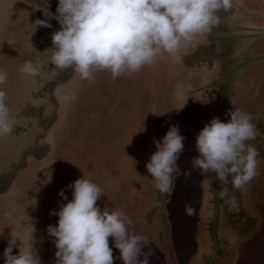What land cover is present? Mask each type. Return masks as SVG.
I'll return each mask as SVG.
<instances>
[{"label":"flooded vegetation","instance_id":"af4514ba","mask_svg":"<svg viewBox=\"0 0 264 264\" xmlns=\"http://www.w3.org/2000/svg\"><path fill=\"white\" fill-rule=\"evenodd\" d=\"M46 3L49 5L48 10L55 15L58 0H51ZM45 7L44 3L43 7L37 11V19L46 20L51 27H37L30 39L31 48L36 55L33 64L40 67L41 75L34 77L36 88L33 89L35 91H31V101L25 103L20 112L22 120L16 122L10 135L14 141L11 142L9 151L0 162V218L14 208L15 199L19 196L18 188L22 185L20 184L22 176L35 164L39 169L41 167L48 170L46 172L47 177L43 180V182L47 180L45 185H40L38 188L39 196L41 199L45 197L46 203H48L49 189L52 190L53 179L58 173L56 170L60 161L58 159L62 154L67 159H65V163L63 161L64 170H59L62 171L63 175L57 174V180L59 177L63 178V181L70 179L72 172H75V181L84 176L85 179L101 187L107 175H111V171L117 168L118 146L122 150L120 157L125 154L123 152L126 149L124 147L125 141L122 143V139H128V135L133 131L132 126L134 129H137V126L141 129L149 126L150 129L154 130L152 135H159L163 131L162 137L170 127L178 126L180 134L185 138L183 141L184 149L186 146H191L195 150V138L205 124L216 117H219L222 122H228L230 117L226 114L237 109L253 117L255 139L248 143L259 151L258 162L264 161V111L263 108L262 111H254L255 109H252L251 105L259 97V95H254V90L264 80V0H234V6L229 12L221 11L219 13L221 22L218 26L214 27L211 32L197 34L192 40L183 42L175 57L165 53L158 58L155 64L145 66L138 72L121 76L116 80H113L107 71L101 73L95 71L91 81L95 79L101 81L97 85L89 84V80H81L72 69H56L49 63V56L45 51L52 47L51 35L60 29V25L55 19L49 20L44 16L46 14ZM169 65L172 68V73L167 71ZM168 78H174V86L162 95L161 88L165 87ZM135 84H137L138 90L127 89L134 87ZM175 89L176 99L174 98ZM132 92H136L135 95ZM138 92L139 97H137ZM87 97H92L91 100L95 106L105 104L104 108L103 106L101 108L103 109L101 113L105 111L104 114H101L102 117L100 111H94L93 114L87 109L85 115H87L86 118L89 123L93 121V123L98 122L101 125L96 130L103 132L102 141L105 145H109L112 154L111 161H98L96 166L95 161L89 162L88 166L85 165L84 160L86 159L81 150L71 155V148L69 149L65 140L66 131L68 132L75 124L73 117L76 115L75 111L78 105L73 107V104L76 101L79 104L83 103V106L89 103L93 104ZM96 97H99L97 101ZM131 97H135V102H131ZM86 98L87 100H85ZM127 101H130L131 104H128ZM168 101L169 107H167ZM123 104L126 105L125 110L127 111L124 113L128 114L126 130L131 131L126 135L117 128L120 123L117 116L124 114L119 111L124 108ZM108 106L110 108H107ZM177 108H179L178 111ZM173 109L176 110L175 113H173ZM113 110L117 111V115L111 119L109 116ZM95 116H100L97 121ZM104 116H107L108 121L103 119ZM184 117H186V122L181 121ZM171 120H175V123L171 124ZM89 123H80L78 128L83 125L87 129L90 127ZM108 124L111 127L115 125V128L113 127L115 131L110 134L106 130L109 129ZM94 128L96 127L93 125ZM119 132L122 135H119ZM145 142L144 136L141 142L138 141L142 148L145 146ZM63 144L65 147L67 146L65 150L62 148ZM150 150L152 154L157 151L156 144L152 145ZM179 160L171 195L162 194L156 190L153 181L151 183L153 202L146 210H143L144 217L151 226L147 228L150 231L148 238L150 239L152 234L156 235L155 232H158L159 241H154L157 242L158 249H161L168 264L169 260L165 258L166 250L164 248L168 247L172 256L171 249L173 251L174 249L171 244H168L167 239L174 237L175 227L171 219L169 205L172 203L176 191L175 178L181 172ZM67 163H70L75 169L68 167ZM97 166L100 167V170H97ZM257 177L258 175L253 180L255 181ZM205 179L208 180L207 186L204 183ZM231 179L229 177V181ZM197 182L199 184L196 187L200 186L202 191L204 189L212 192L210 195L214 198L213 211L210 212L211 215L206 224L212 250L206 256L199 253L198 258H204L205 264H234L233 261H235L236 256L232 257L223 251L225 249L221 248V243L222 240L224 242L225 237L219 239L218 232L226 229L227 226H235L234 221L236 220H244L239 222L238 225L240 226H252L257 223L258 217L255 214L247 215L245 213L247 209L243 202V199L246 198L245 189L250 183L240 192H234L230 183L221 185L215 179L214 173L199 174ZM58 187L61 185L59 184ZM223 189L227 191V196L224 198L216 196V192ZM233 195L237 200L235 207L227 202L228 198ZM62 200L60 198L57 206L66 204ZM208 203L209 201H206L204 205ZM53 210L58 211L59 208ZM204 213H206L204 216L208 218V212ZM53 219L56 220L55 223H53ZM31 220V226L34 228L33 234L31 226L23 225L21 222L14 225L12 230L20 233V241H17L16 247L13 248V254L18 253L20 242L22 246L32 243L41 264H47L46 261L49 264H54L56 248L54 243L53 246H50V241L53 242L54 239L50 240L51 236L46 230L49 225L58 223V217L56 215L46 217L45 228L43 227L44 224L41 226L40 223L39 228L37 227V217L31 216ZM199 222L203 223L202 220ZM40 226L43 233L40 231ZM202 226L203 229L205 225ZM10 239L11 237H5L0 229V264H4L3 253L8 247ZM203 247L204 245H201V249Z\"/></svg>","mask_w":264,"mask_h":264},{"label":"clouds","instance_id":"9594fccd","mask_svg":"<svg viewBox=\"0 0 264 264\" xmlns=\"http://www.w3.org/2000/svg\"><path fill=\"white\" fill-rule=\"evenodd\" d=\"M44 3V16L60 25L51 35L52 47L45 51L49 63L56 69H72L81 80L89 81L95 71H107L116 80L155 64L165 53L175 57L183 42L211 32L221 22L219 13L234 6V0H58L54 15L46 0ZM32 27L36 31L51 25L37 19ZM17 71L24 77L41 75L40 67L31 60L24 61ZM7 82L8 72L0 68V86ZM7 101L6 91L0 87V139L10 136L16 124ZM226 115L228 122L213 118L196 136L198 155L191 159L192 169L186 171V177L192 171L214 173L221 185L230 183L236 192L258 175L260 153L248 143L255 139L253 117L237 109ZM184 139L178 126L170 127L162 141L156 142L157 151L146 164L154 188L162 194L173 191ZM68 188L71 201L50 212L58 217V223L46 230L54 238L55 264H115L113 247L122 264H150L155 253L147 238L129 231L132 220L124 212L101 210L97 201L103 192L96 183L83 176ZM59 195L67 200L65 190ZM216 196L224 198L227 191L220 190ZM227 202L235 207V195ZM184 209L188 216L196 211L192 203H186ZM19 236L17 231L10 233L4 264H41L32 243L22 246L20 242L18 253L13 254Z\"/></svg>","mask_w":264,"mask_h":264},{"label":"rangeland","instance_id":"374dc122","mask_svg":"<svg viewBox=\"0 0 264 264\" xmlns=\"http://www.w3.org/2000/svg\"><path fill=\"white\" fill-rule=\"evenodd\" d=\"M168 67L169 70L167 71H171L172 73L171 66L169 65ZM97 72L101 73L102 71ZM173 81L175 82L174 78L167 79L166 85H164L165 87L163 89L161 88V90L163 91L162 95L164 92L166 93L167 90H170V88L174 86ZM100 82L101 81H97V79H95L93 81H90L89 84L97 85ZM260 84L262 91L260 89ZM260 84L258 85L257 89L254 90V95H259V97L256 98V100L253 102V104H251L252 109H255L254 111H262V108L264 111V80L261 81ZM132 88L138 90L137 84H135L134 87H128L127 89L131 90ZM135 93L136 92H132V94L134 95ZM137 97H139V92L137 93ZM87 98L90 100L92 99V97ZM87 98L85 100H87ZM98 99L99 97H96V101ZM127 102L128 104H131V102H135V97H131V102ZM92 103L93 104L89 103L84 105L85 107L83 106V103L79 104L77 101L75 102V104H73V107L76 104L78 105L75 111L76 115L73 117V121L75 124L70 128L68 132L66 131L67 134L65 135L67 146L69 145V149L71 148V155L76 154L80 150L83 151V157L87 160H84L86 166H88L87 164L92 161H95V166L98 164V161H111L110 157L112 156L110 152L111 148L108 147L109 145H105L104 141H102L103 132L96 130L97 127L101 125L98 122L93 123V121L92 123H89V120H87L86 118L87 115H85L87 114V111H91L92 113L94 111H100V115L104 114L105 111L101 113V111L103 110L101 108L102 106L104 108L105 104L95 106V103L93 101ZM121 104L119 105L121 106ZM125 107L126 105H124V108L119 111H122V113L127 112L125 110ZM167 107H169V101ZM167 107H165V109H167ZM107 108L110 107L108 106ZM116 113L117 111L113 110L110 113L109 118L114 119L117 115ZM102 116L103 115H101V117ZM127 116V113L117 116V119L120 120L117 128L120 129V131H122L124 135H126V133L129 134L128 132H131L130 130H126V126L128 124ZM99 117L100 116H95V120L97 121ZM103 119L105 121H108L107 116H104ZM171 121V124L175 123V120ZM181 121L186 122V117L182 118ZM83 122L85 124L86 122H88L90 124V127H87L86 129L83 125L82 127L80 125V127L78 128V125ZM93 125L96 128L93 129ZM108 126L109 129H106L108 131V134L115 131L113 130V127L115 128V125L111 127L108 124ZM136 131L140 132V134L137 135ZM153 131L154 130L150 129L149 126L142 127V129L141 127L137 126V129L135 131H132L128 135L127 140L122 139V143L125 141L124 147L126 149L125 151L123 150L125 154L120 157V153H122V150L121 147L118 146L117 154L119 152V158L116 161L117 168L112 170L111 175L108 174L105 178V181L102 182V186L100 188L102 189L103 196L100 200L97 201V204L101 208V210L108 208L110 211H122L127 215L128 218L132 220V223L128 226L129 231L136 235L145 236L147 238V245L151 247L155 253V255L150 258V264H168L164 259L163 252L161 251V249H158L159 247L157 246V242H155L156 240L159 241L158 232H155L156 235L151 233L152 237L150 239L148 238L150 237V231L147 228H150L151 226L149 225L147 219H145L143 212V210H146L148 206H150V203L153 202V190L151 189V183H153V180L146 169V164L149 162L152 155L150 147L152 145H155L156 141H162L163 139V131L159 135H152L151 133ZM119 135L122 134L119 132ZM143 136L146 142L145 146L142 148L140 147L138 141L141 142ZM154 137H156V139H154ZM131 139L133 140L131 141ZM66 147L63 144L62 148L64 150ZM197 155L198 153L196 152V150H193L191 146H186L179 160V167L181 172L175 178L176 191L174 199L169 205L171 219L172 222H174L175 227L174 237L172 239H167L168 244H171L174 249V251L171 249V251L173 252L172 256L168 251V247L164 248L166 250L165 258L169 260V264H205L204 258H198V254L201 253L203 256H206V254L211 252L212 250L211 239L207 233L206 228V224L209 221V216L211 215L210 212L213 211L212 206L214 203V198L210 195L212 194V192L204 189L202 191L200 189V186L196 187V185L199 184L197 182L199 176L198 171H192L191 175L189 177H186V171L192 169L190 161ZM59 158L60 159L58 160L60 161L58 162L56 169L58 170V173H56V171L55 179L52 178L53 185L52 190L49 189L50 197L48 203H46L47 200L45 197L41 199V197L39 196L40 192H38V188L40 187V185H45L47 181L45 180V182H43V180L47 177V168L40 167L39 169L35 164L33 167L31 166L26 171L25 175L22 176V180L20 183L22 185H20L18 188L19 196H17V198L15 199L16 202L14 208L10 209V212L5 214L4 217L0 218V229L5 237H10V233L14 225H16L18 222H21L23 225L31 226V216L38 218V228L39 223L41 226H43V224L47 222L46 217H49L51 215L50 212L53 209L60 208V206H57L59 205L57 203L61 198L59 195V193L62 191L61 189L65 190V196H67V200L63 199L62 201H65L66 203L71 201L72 190L68 188V186L75 181V172H72L70 179H64L63 181V178L59 177V179L57 180V174L59 176L62 174V171L60 172L59 170H64L65 168L63 166V161L65 163V159H67L63 154L59 156ZM67 164L68 167L75 169L74 166H72L70 163ZM257 167L258 177L255 181L253 180L252 183H250V185L245 189L246 198L243 199L244 206L247 209V212L245 213L247 215L255 214L256 217H258V219L256 220L257 223L252 226H240L238 225L239 222H243L244 220H236L234 221V224H236L235 226H227L226 229L218 232L219 239L225 237L224 242L222 240L221 243V248L225 249L223 251H226L232 257L236 256L235 261H233L234 264H264V161L258 162ZM97 170H100V167L97 166ZM110 182L111 184H109ZM105 183L107 185H104ZM204 183L205 186H207L208 180L205 179ZM204 183L202 182L203 185ZM59 184L62 188L58 187ZM53 189L55 190L53 191ZM206 201H209V203L204 205ZM186 203H192L193 207L196 210L194 215L188 216L185 214L184 206ZM206 211L208 212L207 215L209 214L208 218L204 216V214H206L204 212ZM201 220L203 221V223L199 222ZM55 222L56 220L53 219V223ZM202 225H205L203 229L201 228L203 227ZM41 226L40 231L41 233H43ZM43 227L45 228V224ZM244 228H246L247 230ZM51 239L54 238L50 237V240ZM51 241L50 246H53V242ZM160 244L163 245L162 243ZM109 245L110 247H113V239L111 237L109 238ZM201 245H204L202 249ZM145 251H147V248L145 249ZM113 254L115 264H122V261L119 260L120 253L114 247ZM46 263L49 264V262L47 261Z\"/></svg>","mask_w":264,"mask_h":264},{"label":"water","instance_id":"95a60500","mask_svg":"<svg viewBox=\"0 0 264 264\" xmlns=\"http://www.w3.org/2000/svg\"><path fill=\"white\" fill-rule=\"evenodd\" d=\"M43 4L44 0H2L0 3V68L8 72L7 84L0 87L7 93V105L16 122L22 120L20 112L31 101V91L36 88L34 77L21 76L17 69L24 61L34 62L36 55L30 40L34 32L32 24ZM13 141L10 136L0 139V162Z\"/></svg>","mask_w":264,"mask_h":264},{"label":"crops","instance_id":"0c3cea01","mask_svg":"<svg viewBox=\"0 0 264 264\" xmlns=\"http://www.w3.org/2000/svg\"><path fill=\"white\" fill-rule=\"evenodd\" d=\"M174 98L176 99L177 98V95H176V89H175V91H174ZM163 109V108H162ZM177 111L179 110V108L178 109H176ZM176 110L175 109H173L172 111H173V113H175L176 112ZM173 115V114H172ZM135 123V122H134ZM136 125V124H135ZM134 125V126H135ZM132 129H133V131H135L136 129H134V127L132 126ZM143 133H144V130H143ZM137 134H140V133H137Z\"/></svg>","mask_w":264,"mask_h":264},{"label":"snow or ice","instance_id":"6c2138e0","mask_svg":"<svg viewBox=\"0 0 264 264\" xmlns=\"http://www.w3.org/2000/svg\"><path fill=\"white\" fill-rule=\"evenodd\" d=\"M0 3H2V0H0Z\"/></svg>","mask_w":264,"mask_h":264}]
</instances>
